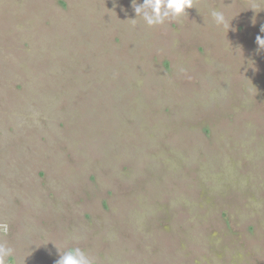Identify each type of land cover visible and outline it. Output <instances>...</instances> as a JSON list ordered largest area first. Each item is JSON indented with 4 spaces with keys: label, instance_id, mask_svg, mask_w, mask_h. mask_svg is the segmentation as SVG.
<instances>
[{
    "label": "rangeland",
    "instance_id": "1",
    "mask_svg": "<svg viewBox=\"0 0 264 264\" xmlns=\"http://www.w3.org/2000/svg\"><path fill=\"white\" fill-rule=\"evenodd\" d=\"M135 3L0 0L6 264H264V0Z\"/></svg>",
    "mask_w": 264,
    "mask_h": 264
},
{
    "label": "clouds",
    "instance_id": "2",
    "mask_svg": "<svg viewBox=\"0 0 264 264\" xmlns=\"http://www.w3.org/2000/svg\"><path fill=\"white\" fill-rule=\"evenodd\" d=\"M197 0H142V3L133 7L135 17L143 19L148 27L163 25L166 21H176L187 15L186 10L193 8ZM212 22L221 28H229V20L225 13L212 8L209 12ZM135 23V18L132 19ZM264 32V27L261 28ZM256 43L264 49V38L257 36ZM8 224L0 222V233L8 232ZM74 239L76 237H73ZM14 249L5 242L0 241V264H6L7 257L11 256ZM55 264H94L93 260L79 247H72L60 253Z\"/></svg>",
    "mask_w": 264,
    "mask_h": 264
}]
</instances>
